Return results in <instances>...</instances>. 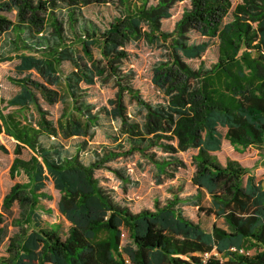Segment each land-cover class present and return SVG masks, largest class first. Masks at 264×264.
Instances as JSON below:
<instances>
[{
  "label": "trees",
  "instance_id": "trees-1",
  "mask_svg": "<svg viewBox=\"0 0 264 264\" xmlns=\"http://www.w3.org/2000/svg\"><path fill=\"white\" fill-rule=\"evenodd\" d=\"M179 2L180 16L172 29H163ZM89 5L111 6L104 28L85 17ZM139 40L161 49L164 59L151 81L163 102L143 97L124 66L127 43ZM210 43L215 59L191 66L187 59L200 58ZM13 59L18 73L34 70L41 81L30 73L16 79L21 89L7 100L11 111L0 107V133L14 140L9 173L27 177L13 183L1 202L6 211L17 202L21 217L0 264H264L263 182L249 174L243 184L246 167L235 160L221 165L209 153L220 147L219 128L238 150L264 149V0H0V62ZM97 82L115 92L94 109L85 97ZM40 99L63 104L55 121ZM126 102L144 109L141 122L129 116ZM31 104L35 118L25 114ZM102 116L119 121L113 144L84 163L79 150ZM70 137L82 138L74 153L63 144ZM189 148L197 149L191 156L195 219L181 208L189 198L182 194L184 183L136 211L95 176L103 167L129 180L108 163L137 154L153 164L160 182L163 174L174 177L183 164L178 153ZM24 149L28 159L21 157ZM0 150L8 152L3 144ZM46 180L70 223L64 235L43 227L36 211L40 199L51 198ZM210 216L221 217L224 226L208 225ZM2 223L0 212V242Z\"/></svg>",
  "mask_w": 264,
  "mask_h": 264
},
{
  "label": "rangeland",
  "instance_id": "rangeland-1",
  "mask_svg": "<svg viewBox=\"0 0 264 264\" xmlns=\"http://www.w3.org/2000/svg\"><path fill=\"white\" fill-rule=\"evenodd\" d=\"M239 0H231L232 5ZM183 8V2H179L172 9V16L164 20L162 28L170 30L173 27L175 20L180 16ZM83 13L86 18L90 19L94 25L99 28H104L105 24L110 20L114 11L109 5H89L85 6ZM192 38L199 39L192 35ZM126 49L130 51L129 59L124 63L127 69H131L134 73L133 85L138 88L143 97L150 99L154 103L163 102L164 94L159 90L151 81L154 67L159 64L164 58L161 49L154 44H148L144 40L130 41L126 45ZM215 44L210 43V46L203 52L200 58L187 59V62L196 67L200 60L204 61L207 65L215 59ZM94 55L98 56V51L94 50ZM17 59L11 61L0 62V97L3 99L0 102V107L4 113L11 111V107L7 105V100L18 93L21 89L19 82L16 80L23 77L25 74L30 73L32 79L41 81L40 75L32 70L31 72L18 73L15 69ZM65 71L70 70V66L65 63L63 65ZM84 86V85H83ZM115 88L111 84L95 83L88 86L85 101L94 107L99 108L107 104L108 98L112 97ZM41 105L44 109L49 111L48 118L55 121L61 114L63 104L57 102L49 105L40 99ZM127 103V112L129 116L138 122L142 121L144 109L135 105L134 103ZM25 114L29 118L37 117V111L31 104L25 109ZM119 128V121L111 120L108 117L102 116L99 119V124L94 125L93 137L88 141L84 149L79 150V158L84 163L91 162L94 157L95 150L103 145H112L110 135L115 133ZM221 135V144L218 150L211 151V155L221 165H225L228 160H235L240 165L248 169V173L243 177V184L245 183L247 175L251 174L255 180H261L264 185V149L256 146H248L244 149H236L232 146L228 139L224 136V128H219ZM82 138L70 137L63 139V144L69 153L76 151V144ZM0 144H3L8 152L0 150V212L3 214V229L4 237L0 242V255L5 252V246L8 239L16 234L18 226L15 219L20 218V207L17 202L12 204L8 211L4 210L1 206L3 196L7 193L10 186L15 182H25L27 177L23 171L15 174L13 177L9 173V167L13 160L12 149L14 140L4 134L0 133ZM197 152V149L189 148L186 151L178 153L182 159L183 164L178 167L174 177L168 175H161V181L158 182L156 176V168L152 163L148 162L145 158L139 155H134L132 158L123 159L120 161H111L108 165L112 167L121 168L124 173L129 175V180L120 181L109 169L98 168L95 170V176L100 182L114 191L118 198H125L130 202L134 210H139L142 207H152L154 197L163 198L168 194L167 188L172 184L184 183L183 195L188 196V200L181 205L183 213L189 217L196 218L197 206L194 204L196 192L195 186L191 183V177L195 166L191 160V156ZM160 153V151H157ZM30 152L27 149L23 150L22 158L28 159ZM44 190L51 195L50 199L42 198L39 200L36 211L40 217V222L43 227H54L59 233L64 235L69 227V222L59 212L57 208V200L59 198L58 191L53 187L50 180H46ZM209 194L206 193L202 205L205 207L209 205ZM217 223L224 226V221L221 217L210 216L207 222ZM102 236V235H101Z\"/></svg>",
  "mask_w": 264,
  "mask_h": 264
},
{
  "label": "built area",
  "instance_id": "built-area-1",
  "mask_svg": "<svg viewBox=\"0 0 264 264\" xmlns=\"http://www.w3.org/2000/svg\"><path fill=\"white\" fill-rule=\"evenodd\" d=\"M208 256V253L206 252V253H204V255H203V257H207Z\"/></svg>",
  "mask_w": 264,
  "mask_h": 264
},
{
  "label": "crops",
  "instance_id": "crops-1",
  "mask_svg": "<svg viewBox=\"0 0 264 264\" xmlns=\"http://www.w3.org/2000/svg\"><path fill=\"white\" fill-rule=\"evenodd\" d=\"M220 132V131H219ZM211 151H209V153H210ZM211 154V153H210Z\"/></svg>",
  "mask_w": 264,
  "mask_h": 264
}]
</instances>
